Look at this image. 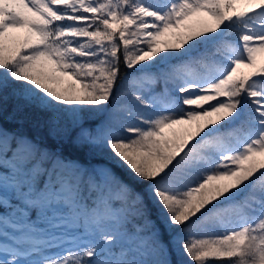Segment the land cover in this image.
Returning <instances> with one entry per match:
<instances>
[{
	"label": "snow or ice",
	"instance_id": "snow-or-ice-1",
	"mask_svg": "<svg viewBox=\"0 0 264 264\" xmlns=\"http://www.w3.org/2000/svg\"><path fill=\"white\" fill-rule=\"evenodd\" d=\"M260 54L264 0H0V102L70 113L147 185L0 127V264H264Z\"/></svg>",
	"mask_w": 264,
	"mask_h": 264
},
{
	"label": "trees",
	"instance_id": "trees-1",
	"mask_svg": "<svg viewBox=\"0 0 264 264\" xmlns=\"http://www.w3.org/2000/svg\"><path fill=\"white\" fill-rule=\"evenodd\" d=\"M172 63H178L174 60ZM126 71V70H125ZM155 71V69H151ZM156 91L163 89L162 82H158L155 86ZM7 98L0 102V127L21 136H27L30 140L40 145L41 148L47 149L51 152H58L62 157L68 160L78 161L81 165L91 168L92 166L100 165V163H107L112 171L119 177L120 180L129 184L136 191L144 193L146 189V182L139 181L126 168L113 162L110 158H106L104 152L107 148L100 145L89 143H82L76 141V131L71 124V114L67 112H60V127L67 128L66 133H54L51 129L50 118L53 115L51 112L42 111L39 108L28 104L23 99H19L7 93ZM110 106V104H109ZM100 112L81 113L83 123L86 127L95 128L97 124L101 123L100 119L96 118ZM238 123V122H237ZM15 148V142H13ZM145 203L148 209L149 218L155 221L157 227L162 233V239L169 247L170 258L175 261L178 257L172 251L169 231L163 226L159 217L157 207L145 195ZM178 229L173 230V234ZM185 259H187L185 257Z\"/></svg>",
	"mask_w": 264,
	"mask_h": 264
},
{
	"label": "rangeland",
	"instance_id": "rangeland-1",
	"mask_svg": "<svg viewBox=\"0 0 264 264\" xmlns=\"http://www.w3.org/2000/svg\"><path fill=\"white\" fill-rule=\"evenodd\" d=\"M259 58H260V59H264V54H260V57H259ZM124 71H125V70L122 71V75L124 74ZM108 109H109V110L111 109V104H110V106L108 105ZM96 118H98V120L100 119V121H101V123H102V122L105 121L106 118H107V111L100 112ZM99 124H100V123H99ZM96 126H97V125H96ZM96 146H97V145H96ZM104 148H106V147H104ZM9 154L11 155V153H9ZM104 154H105V157H106V158H110V156H111V153H110L108 150L105 151ZM102 165H105V166H107L108 168H110V167L107 165V163H105V162H104ZM154 218H156V217H153V220H154ZM163 226H164V224H163Z\"/></svg>",
	"mask_w": 264,
	"mask_h": 264
}]
</instances>
